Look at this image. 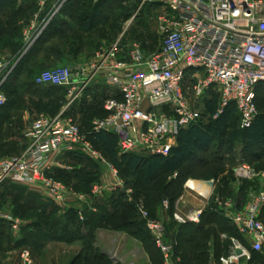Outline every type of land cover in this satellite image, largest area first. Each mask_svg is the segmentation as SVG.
Here are the masks:
<instances>
[{"label": "built area", "instance_id": "built-area-1", "mask_svg": "<svg viewBox=\"0 0 264 264\" xmlns=\"http://www.w3.org/2000/svg\"><path fill=\"white\" fill-rule=\"evenodd\" d=\"M68 1L38 0L40 9L24 30L26 49L38 40ZM149 1L160 2L165 8L158 18L163 36L161 47L149 57L140 45L134 44L129 46V60H125L118 40L101 47L93 60L44 70L35 76L38 86L72 89L67 106L56 116L41 114L31 120L25 150L0 158V187L10 181L39 188L63 209H76L84 220V205L90 195L55 177L57 170L68 169L63 162L67 153L83 152L103 159L108 166L110 181L94 186L92 197L106 191H124L129 199L133 197V189L126 187L117 167L103 158L90 134L101 131L115 134L120 154L168 155L179 132L201 120L204 101L212 95L219 99V113L234 102L240 128L251 127L258 115L257 88L264 84V0H141ZM51 2L52 6L44 12ZM41 13L45 14L40 19ZM23 56L24 52L18 58L0 59V107L8 102L4 85ZM98 74H104L116 94L104 100L105 115L92 121L87 134L65 111ZM239 173L250 177V166L244 163ZM261 175L262 187L244 209L230 215L228 212L235 207L233 200H216L231 216L237 234L230 238L228 253L215 264H250L254 253L260 254L264 263V173ZM196 185L203 186L188 179L184 187L210 200L213 189L203 186L206 193H202ZM161 207L168 211L169 200L164 199ZM137 209L162 254L163 264H178L175 243L167 237L165 220L152 217L142 199ZM90 210L96 208L90 206ZM200 215L199 210L187 214L175 211L173 218L179 224L199 223ZM0 223H8L14 234L25 224L2 210ZM95 246L113 264H135L140 258L137 250L125 255L118 249L106 251L98 242ZM21 256L23 264L32 263L30 250H23Z\"/></svg>", "mask_w": 264, "mask_h": 264}, {"label": "rangeland", "instance_id": "rangeland-1", "mask_svg": "<svg viewBox=\"0 0 264 264\" xmlns=\"http://www.w3.org/2000/svg\"><path fill=\"white\" fill-rule=\"evenodd\" d=\"M164 9L163 4L160 2L149 1L143 3L141 0H129L125 3L111 2L108 4L105 10L109 15V21L95 33L97 38L96 58L100 52L103 39L108 40V45H112L118 40H120L121 45L129 44L132 46L138 44L147 57L155 53L161 47L162 43L163 36L159 30L158 18L164 12ZM23 30L22 28L17 29L9 37V43H7L8 51L2 53L0 58L8 56L18 58L22 56L26 47ZM4 43L5 41L0 46L4 45ZM129 51L130 48L127 49V58L129 57ZM35 65L31 64L22 70L21 73L15 74L6 86L5 90L7 92L8 104L0 109V158L19 155L25 150L28 142L25 134L33 118L41 114L52 117L56 116L65 110L64 108L67 106L69 92L72 89L70 90V88L65 87L48 89L45 87H35L32 84L34 77L41 71L61 67V65L41 69H37ZM114 94L113 88L108 84L104 74H98L82 92L80 98L68 107L65 114L75 120L81 126L82 131L89 134L92 121L103 115L102 107L104 100ZM257 97L258 114L260 113L264 116V87L260 89ZM86 106H89L90 109L84 110L83 108ZM97 150L105 160L109 161L100 149L97 148ZM263 152L264 143L248 146L242 141H237L233 148L221 147L218 143L213 144L209 153H201L199 160L185 164L182 172L185 175H190L189 178L192 180H206L204 178H209L207 180L214 179L219 184L221 191L213 193L209 201L207 198L184 187L185 194L193 196L190 197L191 201L200 204L209 202L207 205L208 210L216 206L218 210H221V217L223 216L224 221L227 219L233 229L236 228L231 216L227 215V210L224 207L222 208L216 200L218 198L227 200L235 197V200L242 203L241 206H244L254 194L260 191L262 187L261 174L264 173V156L261 159L256 158L257 154ZM63 162L68 169L60 172L59 178L60 180L69 182L82 194L90 195L88 196L89 204L84 205L87 211L90 206L102 205L110 198V194L112 193L108 191L103 192L98 197L91 196V191L94 186L107 184L111 179V175L107 170L108 166L103 159L92 158L81 152V156L72 157L66 155ZM244 163L250 166V177H244L239 173V168ZM170 179V175L162 174L150 184L143 185L140 179L133 175L132 177L128 176L126 181L129 186H132L136 190L137 196L140 197L143 194H151V188L166 184ZM221 194L223 197H221ZM144 197L142 200H144V204L146 205ZM149 198V206L153 208L159 206L157 202L159 198L156 195ZM129 200L133 202L135 199L132 197ZM137 200L138 203L141 197ZM54 208H57L58 213L57 215L54 214L51 220H56L58 216L63 218L65 210L52 201L39 188L16 184L10 181L5 182L0 187V210L12 214L25 223L22 225V229L18 234L12 232L8 223H0L1 264H23L21 255L23 250L26 249L30 250L32 254L31 264H67L70 262L71 257L81 249V243L76 242L71 244L50 240L46 242L44 249L37 252L31 244H28L24 240L31 232L38 231L36 225H34L35 222L43 223L49 220L42 214V210L50 212ZM240 210L242 209H236L234 207L228 213L231 215L232 212L235 214ZM137 215L138 219L144 220L139 211ZM63 220H66V218L64 217ZM136 230V235L123 232L121 240L116 242L118 251L121 254H128L137 249L139 250L140 258L138 263L135 264H160L159 249L156 247L152 238L150 239L147 235L146 230L148 231V229L146 228L144 231L140 225H137ZM195 230L194 228L189 229L192 234L195 233ZM210 232L213 233L207 237V233ZM203 234L207 237H204V242L207 245V253L204 258L207 259L209 264H215L222 255L228 252L231 244L230 238L234 236L233 232L228 233L225 230L219 231V228L212 224L205 228ZM203 234L198 235V237L201 238ZM100 243L101 246L104 245L102 242ZM110 247L114 248V250L116 249L115 246ZM110 247L108 246V248ZM179 262L180 258L178 264ZM250 264L264 263L261 257L257 258L253 255Z\"/></svg>", "mask_w": 264, "mask_h": 264}, {"label": "trees", "instance_id": "trees-1", "mask_svg": "<svg viewBox=\"0 0 264 264\" xmlns=\"http://www.w3.org/2000/svg\"><path fill=\"white\" fill-rule=\"evenodd\" d=\"M14 1L15 0H0V9L4 6L6 7L13 4ZM75 1L78 0H70L63 6L59 14L38 38L32 50L19 61L11 78L4 85L6 94L7 92L5 89L8 82L12 80L15 74L21 73L22 70L26 69L31 64H35V57L38 56V53H40V57L44 56L49 58L51 53L59 52L55 51L56 44L53 40L59 32L61 33L62 29L61 25L63 23H61L59 16L62 12L77 11L72 3ZM127 1L129 0H97L89 15H87V13L77 17L80 28L88 32L99 30L100 27L109 21V15L105 10L106 6L111 2L125 3ZM49 41H52L51 44H48ZM32 84L35 87L38 86L35 84L34 79L32 80ZM263 87L264 84L257 88V95ZM45 88L59 89L64 87L47 86ZM256 103L258 104V97L256 98ZM5 106L0 107V109ZM83 109L89 110L90 107L86 106ZM218 109V97L216 95L207 97L203 104V115L201 120L197 124L179 132L177 143L171 148L168 155H144L137 152L120 154L118 137L115 134L101 131L90 134L89 136L95 147L100 149L103 155L117 167L121 178L125 180L127 188H132V186L127 184L126 179L128 176L132 177L135 175L140 179L143 185H148L159 175H170L171 179L166 184L151 188V194H143L140 197L143 199L145 196V203L152 217L157 216L156 212L161 208L162 201L164 199L169 200L170 209L167 211V214L171 219L170 222L166 223L168 231L167 237L175 243V255L180 258L179 264H209L207 259L204 258L207 253V245L206 242H204V237L206 236L203 234L206 227L213 224L219 228V231L225 230V232L228 233L233 232V235L237 234L236 228L233 229L231 223L227 219L224 221L223 216L221 217V210H218L216 206L211 210H208L206 207L200 215L199 223L188 222L179 224L174 220L173 213L175 212L176 201L182 196L184 185L186 181L190 179V175L183 174L182 168L189 162L199 160V155L201 153H209L212 145L216 143L221 147L229 148H233L237 141H242L248 146L264 143L263 114L259 113L251 127L243 129L240 128V116L234 102L229 103L220 113ZM102 111L103 117L105 115L103 107ZM66 155L72 157L81 156V152L67 153ZM263 156L264 152L257 154L256 159H261ZM60 172H63V170H57L55 173V177L58 179H60ZM175 173H177V177L174 178L173 175ZM204 179L207 180L209 178ZM62 181L70 184L65 180ZM136 193V190L133 189L132 196L133 199H135L133 202L129 200L128 195L124 191L110 194V198H108L104 204L97 205L96 212L90 210L85 211L84 220L80 219L78 211L73 208L65 210L64 217L66 220H63L64 217L61 218V216H58L56 220H51L54 214L57 215V208H54V210L50 212L42 210V214L49 220L43 223L35 222L34 225H36L38 231L31 232L24 240L28 244H31L37 252L44 249L46 242L50 240L71 244L79 242L81 243V249L72 257L68 264H113L110 258L95 246L97 232L98 230L106 229L136 235L137 225H140L142 230L145 231V221L137 217V199L140 197H138ZM150 195H156L159 198L157 201L159 206L153 208L148 205L149 197H152ZM221 197H223L222 194ZM109 207L111 210L108 209ZM191 228L196 229L194 234L189 231ZM146 233L151 239L147 230ZM212 233L213 232L207 233V237ZM200 234H203L201 238L198 237ZM158 253L160 254V264H163V257L160 250H158ZM254 256L257 258L261 257L258 253H254Z\"/></svg>", "mask_w": 264, "mask_h": 264}, {"label": "crops", "instance_id": "crops-1", "mask_svg": "<svg viewBox=\"0 0 264 264\" xmlns=\"http://www.w3.org/2000/svg\"><path fill=\"white\" fill-rule=\"evenodd\" d=\"M96 1L97 0H78V1L72 2L74 4L73 7L77 11L62 12L60 14L59 19L61 23H63L61 25L62 26L61 33L59 32V34H57V36L53 38L56 44L55 51H59V52L51 53V56L49 58L44 57V56L40 57V53H38V56L35 57V64H36L35 67L37 66V69L53 67L57 65L72 66L74 64L81 63V62H87V61H90L96 58V54H95L96 49H97L96 48L97 38L95 35L96 31H93V32L83 31L80 28V24H78L79 22L77 20L78 16L85 15L87 13H88L87 15H89ZM51 6H52V2L46 5L44 12H46ZM39 9H40V6L38 4V0H15L13 4L6 6V7L4 6L0 9V45L5 41L4 45L0 46V55L8 51L7 43H9V37L12 34H14L17 29L22 28L25 30V28L27 27L29 23L28 22L27 25H25L26 22L30 21L34 17V15L37 14ZM44 14L41 15L40 19L43 17ZM52 41H49L48 44H51ZM107 41L108 40L103 39L102 41L103 43H101L100 48L103 46H110L108 45ZM35 43L28 49H26L25 47L24 56L22 57V59L27 55L28 52L32 50ZM129 46H130L129 44L121 45L122 52H123L121 53V55H122V58H124L125 60H129V57L127 58V49L129 48ZM8 57L13 58L10 56ZM8 57H5V58H8ZM0 59H3V58H0ZM119 59H121V57H119ZM113 91L116 94V91L114 89ZM174 175L173 177L175 178ZM214 182L215 184L213 188V193H215L216 191L220 192L221 188L219 187V184H217L215 180ZM185 193L186 192H183L181 200L178 199L179 201L178 200H177L178 202L176 201L175 211H180L184 214H187L188 212L192 210H199L202 213L206 209L209 202H204L203 204H200L195 201H191L190 197H193V196L192 195L189 196ZM231 198L233 202L235 203L236 209H244V207L248 203L246 202L244 206H241L242 203L236 201L235 197H231ZM94 207L96 208L94 212H96L97 206H94ZM84 209L85 211H87V208H84ZM108 209L111 210L110 207ZM90 211H93V210H90ZM156 215L157 216L155 218L163 219L165 220L166 223L170 222L171 218H169L167 211H164L162 207L156 212ZM122 236H123V232L118 233L117 231L102 229V230H98L97 232L96 242H98L100 245H101L100 242H102L104 244L102 246L105 248L106 251H114V248H111L110 246H115L116 249H118L116 246V242L118 240H121ZM108 246L110 248H108ZM123 254L126 255V253H123Z\"/></svg>", "mask_w": 264, "mask_h": 264}, {"label": "water", "instance_id": "water-1", "mask_svg": "<svg viewBox=\"0 0 264 264\" xmlns=\"http://www.w3.org/2000/svg\"><path fill=\"white\" fill-rule=\"evenodd\" d=\"M201 185L205 186L206 188L212 190L214 188V180H197ZM240 251H238L239 253Z\"/></svg>", "mask_w": 264, "mask_h": 264}, {"label": "bare ground", "instance_id": "bare-ground-1", "mask_svg": "<svg viewBox=\"0 0 264 264\" xmlns=\"http://www.w3.org/2000/svg\"><path fill=\"white\" fill-rule=\"evenodd\" d=\"M195 187H196L199 191H201L202 193H206V189H204L203 186L196 185Z\"/></svg>", "mask_w": 264, "mask_h": 264}]
</instances>
